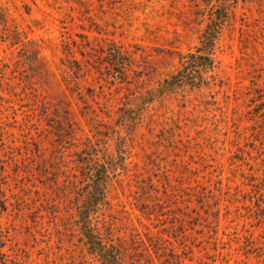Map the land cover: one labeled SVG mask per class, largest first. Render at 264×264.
<instances>
[{"label": "rangeland", "instance_id": "1", "mask_svg": "<svg viewBox=\"0 0 264 264\" xmlns=\"http://www.w3.org/2000/svg\"><path fill=\"white\" fill-rule=\"evenodd\" d=\"M0 264H264V0H0Z\"/></svg>", "mask_w": 264, "mask_h": 264}, {"label": "trees", "instance_id": "2", "mask_svg": "<svg viewBox=\"0 0 264 264\" xmlns=\"http://www.w3.org/2000/svg\"><path fill=\"white\" fill-rule=\"evenodd\" d=\"M3 207V206H2Z\"/></svg>", "mask_w": 264, "mask_h": 264}]
</instances>
